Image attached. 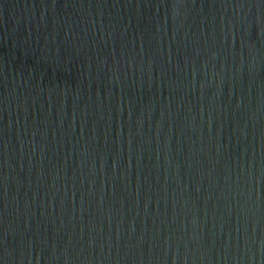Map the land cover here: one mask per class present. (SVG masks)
I'll return each instance as SVG.
<instances>
[{"label": "water", "instance_id": "obj_1", "mask_svg": "<svg viewBox=\"0 0 264 264\" xmlns=\"http://www.w3.org/2000/svg\"><path fill=\"white\" fill-rule=\"evenodd\" d=\"M0 264H264V0H0Z\"/></svg>", "mask_w": 264, "mask_h": 264}]
</instances>
